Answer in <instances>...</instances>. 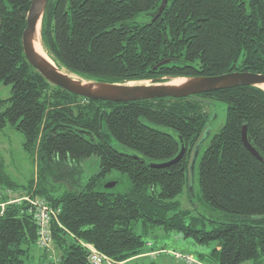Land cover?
Here are the masks:
<instances>
[{
    "label": "trees",
    "instance_id": "obj_1",
    "mask_svg": "<svg viewBox=\"0 0 264 264\" xmlns=\"http://www.w3.org/2000/svg\"><path fill=\"white\" fill-rule=\"evenodd\" d=\"M160 1L47 0L42 47L58 67L100 82L264 73V0H167L152 19ZM29 4L0 0V81L11 86L0 99V129L19 131L41 170L90 156L98 158V170L79 188L56 194L39 176L19 186L0 161V187L19 188L59 208L50 230L60 264H90L80 240L122 264L163 249H144L143 233L132 226L139 220L144 234L158 226L215 241L208 253L197 254L202 263L264 264V90L241 85L196 97L84 98L48 82L27 61L21 34ZM203 99L226 103L224 123L197 165L200 198L222 213L220 220L182 210L175 200L187 186L189 152L209 117ZM243 125L263 160L243 145ZM181 146L176 162L150 165L173 158ZM111 169L127 174V192L99 184ZM28 206L25 200L8 203L0 215V264L33 258L37 226Z\"/></svg>",
    "mask_w": 264,
    "mask_h": 264
},
{
    "label": "rangeland",
    "instance_id": "obj_2",
    "mask_svg": "<svg viewBox=\"0 0 264 264\" xmlns=\"http://www.w3.org/2000/svg\"><path fill=\"white\" fill-rule=\"evenodd\" d=\"M78 76H76L77 78ZM80 78V77H78ZM129 84L151 83L150 80L145 81H130ZM10 84L0 81V99L7 98L10 95ZM210 114L208 121V136L203 142L199 143V151L195 157L192 168L191 180L187 186L183 188L175 200L179 202L180 209L188 210L194 215H201L209 219L220 220L222 213L206 204L200 198L199 185L197 180V165L199 157L206 147L209 138L218 131L225 120L226 103L219 100L212 101L206 106ZM162 129H167L161 127ZM24 137L10 125H6L0 129V161L2 162L3 171L8 177L17 183L19 186L26 185L29 180L36 181L37 176L42 178L43 184L51 188L53 193H61L65 189H77L83 185L87 179L95 174L98 170V158L90 156L79 161H69L66 165H54L51 168L40 169L36 155H30L22 146ZM114 182L111 187H106L112 193H125L130 188V180L125 172L117 169H111L104 176L99 177V184L104 187L106 183ZM1 188V187H0ZM8 191V192H6ZM21 189L13 190L12 188H2L0 191V199L9 201L18 199L20 196H29L24 194ZM31 197V196H29ZM43 200L44 203H49L46 199L35 196ZM1 201V200H0ZM134 230L138 233H143L142 238L145 241L144 249L148 248H163L161 250L148 251L144 255L130 259L123 264H141L150 260L165 264H207L202 263L197 257L198 253H208L216 246L215 241L198 242L191 237H184L178 231H165L163 228L154 226L148 227V231L144 234L141 221L132 224ZM207 227H209L207 225ZM152 246H149V245ZM149 250V249H148ZM31 254L33 258L28 259L27 264H45L52 259L59 260V251L54 247L52 242L47 250L39 249L36 244L33 245ZM176 254H183L177 256ZM122 264V262H119ZM244 264H253L252 261H247Z\"/></svg>",
    "mask_w": 264,
    "mask_h": 264
},
{
    "label": "water",
    "instance_id": "obj_3",
    "mask_svg": "<svg viewBox=\"0 0 264 264\" xmlns=\"http://www.w3.org/2000/svg\"><path fill=\"white\" fill-rule=\"evenodd\" d=\"M166 2L167 0H161L157 9L150 13L152 19L162 12ZM46 3L47 0H30L26 14V25L21 34L23 53L29 64H31V66L34 67L48 82L84 98L116 102L165 96L196 97L197 94L201 92L241 85L258 86V84L264 83V73H255L251 71H231L211 76L180 77L183 78L184 81L177 85L167 83L172 78H179L177 76L168 77L166 81L156 80L151 81V83L139 84H129L128 82H100L84 79L76 74L75 75L80 78H73L66 72L61 71L60 67H58L53 60L54 64L43 55L37 53L33 47V40L37 29L42 46L40 22ZM82 80H85L86 82H83ZM203 101L208 104L211 103V101L206 99H203ZM209 119H211L210 114L189 152L187 160V183L189 188L193 164L199 151V143L203 142L208 136ZM241 140L243 145L253 156L259 160H263L262 154L255 146H253L248 138L246 125L241 127ZM183 153L184 148L181 146L179 152L173 158L162 162H151L150 165L153 167L167 166L176 162ZM113 185L114 182H109L106 183L104 187H111Z\"/></svg>",
    "mask_w": 264,
    "mask_h": 264
},
{
    "label": "built area",
    "instance_id": "obj_4",
    "mask_svg": "<svg viewBox=\"0 0 264 264\" xmlns=\"http://www.w3.org/2000/svg\"><path fill=\"white\" fill-rule=\"evenodd\" d=\"M1 191V188H0ZM8 192V191H6ZM0 215L3 213L4 207L8 203L27 201L29 204L27 211L32 215V218L37 226L36 228V240L35 244L39 249L47 250L50 248L53 239L50 230L51 219L56 216L59 208H53L50 205L44 203L43 200L38 197L20 196L18 199L2 201L0 199ZM79 243L87 250V258L90 264H119L118 261L110 258L106 254L97 250L91 243L80 240ZM177 256H183V254H176ZM52 259L45 264H60V260Z\"/></svg>",
    "mask_w": 264,
    "mask_h": 264
},
{
    "label": "bare ground",
    "instance_id": "obj_5",
    "mask_svg": "<svg viewBox=\"0 0 264 264\" xmlns=\"http://www.w3.org/2000/svg\"><path fill=\"white\" fill-rule=\"evenodd\" d=\"M33 47H34V49H35V51L37 53L43 55L44 57L49 59L51 62H53L52 59L48 56V54L44 51L43 47L41 46V43H40V40H39L38 29H37V32L35 34L34 40H33ZM53 64H54V62H53ZM60 69H61V71L66 72L71 77L76 78V76L74 74L68 72L67 70H65L63 68H60ZM82 81L86 82L85 80H82ZM183 81H184V79L179 77V78H172L167 83L177 85V84H180ZM258 86H259V88L261 87L264 90V83H260V84H258Z\"/></svg>",
    "mask_w": 264,
    "mask_h": 264
}]
</instances>
